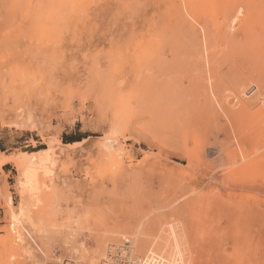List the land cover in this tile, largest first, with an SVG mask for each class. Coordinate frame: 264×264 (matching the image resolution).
<instances>
[{
	"label": "rangeland",
	"instance_id": "374dc122",
	"mask_svg": "<svg viewBox=\"0 0 264 264\" xmlns=\"http://www.w3.org/2000/svg\"><path fill=\"white\" fill-rule=\"evenodd\" d=\"M112 251L264 264V0H0V264Z\"/></svg>",
	"mask_w": 264,
	"mask_h": 264
},
{
	"label": "bare ground",
	"instance_id": "6f19581e",
	"mask_svg": "<svg viewBox=\"0 0 264 264\" xmlns=\"http://www.w3.org/2000/svg\"><path fill=\"white\" fill-rule=\"evenodd\" d=\"M191 44V43H190ZM192 45V44H191ZM184 53V52H183ZM160 65V63H159ZM177 73V69L175 67V70L171 68L168 69V75L170 73ZM175 78V77H174ZM162 87V86H161ZM143 89V88H142ZM139 90V89H138ZM152 91V90H151ZM158 91V90H157ZM251 91V90H250ZM155 92V90H154ZM144 94V93H142ZM145 94H147L145 92ZM153 94V93H152ZM156 94V93H155ZM162 94V92H161ZM143 97V96H142ZM141 97V98H142ZM160 97V96H159ZM153 98V97H152ZM155 99H159L158 97ZM235 99V97H234ZM149 100V99H148ZM147 100V101H148ZM193 103V101H185L181 94L179 93V85L177 83V81L173 78H171L170 80H166L165 82H163V106H164V110H166V114L168 115H177L175 117H179L180 115H184L186 114V110H185V106L188 107ZM184 107V108H183ZM154 108V107H153ZM183 108V110H182ZM162 109V110H163ZM161 110V109H160ZM156 111V110H155ZM179 115V116H178ZM173 117V116H172ZM178 119V118H177ZM173 120H175V118L173 117ZM21 213V211L19 212V214ZM16 219H18V215H15Z\"/></svg>",
	"mask_w": 264,
	"mask_h": 264
},
{
	"label": "built area",
	"instance_id": "2783aa9c",
	"mask_svg": "<svg viewBox=\"0 0 264 264\" xmlns=\"http://www.w3.org/2000/svg\"><path fill=\"white\" fill-rule=\"evenodd\" d=\"M125 250V248H123ZM114 251L105 255L100 264H156L159 260L162 264H174L173 256L162 259L158 255H114ZM47 264H76L70 260L62 262H49Z\"/></svg>",
	"mask_w": 264,
	"mask_h": 264
}]
</instances>
